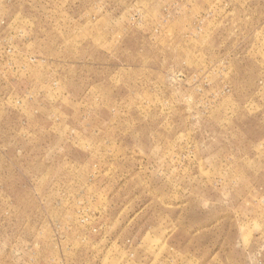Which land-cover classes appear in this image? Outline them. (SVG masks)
Returning a JSON list of instances; mask_svg holds the SVG:
<instances>
[{
  "label": "rangeland",
  "instance_id": "374dc122",
  "mask_svg": "<svg viewBox=\"0 0 264 264\" xmlns=\"http://www.w3.org/2000/svg\"><path fill=\"white\" fill-rule=\"evenodd\" d=\"M0 264H264V0H0Z\"/></svg>",
  "mask_w": 264,
  "mask_h": 264
}]
</instances>
